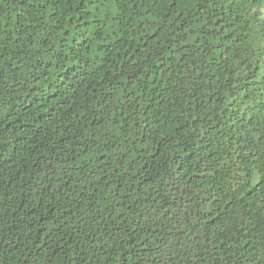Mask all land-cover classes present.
Segmentation results:
<instances>
[{
    "label": "trees",
    "instance_id": "trees-1",
    "mask_svg": "<svg viewBox=\"0 0 264 264\" xmlns=\"http://www.w3.org/2000/svg\"><path fill=\"white\" fill-rule=\"evenodd\" d=\"M0 264H264V0H0Z\"/></svg>",
    "mask_w": 264,
    "mask_h": 264
}]
</instances>
